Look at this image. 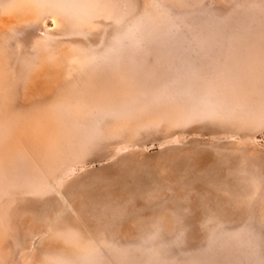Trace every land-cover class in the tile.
Masks as SVG:
<instances>
[{
    "label": "rangeland",
    "instance_id": "1",
    "mask_svg": "<svg viewBox=\"0 0 264 264\" xmlns=\"http://www.w3.org/2000/svg\"><path fill=\"white\" fill-rule=\"evenodd\" d=\"M0 64V264H264V0H0Z\"/></svg>",
    "mask_w": 264,
    "mask_h": 264
},
{
    "label": "bare ground",
    "instance_id": "2",
    "mask_svg": "<svg viewBox=\"0 0 264 264\" xmlns=\"http://www.w3.org/2000/svg\"><path fill=\"white\" fill-rule=\"evenodd\" d=\"M14 8H16V6ZM16 15L21 16L22 14L16 13ZM1 66L2 64H0V68ZM92 80H93L92 78L87 77L83 80V82L87 83ZM18 82H20V79ZM79 86L80 85H79L78 79H74V80L68 79L67 80L64 78L62 69H50L49 66L47 65V67H43V68L40 67L38 72L34 74L33 77H30V78L28 77L23 82L21 80L20 85H18V88L15 84V86L13 87L15 91V94L13 97L16 98L20 96V98H25V97L32 98V99L34 98V101H35L34 103L33 102L31 103L22 102L18 104L19 106H23V107H27L30 105L32 106L38 105L44 109L50 108V107H56V108L61 109V108L72 106V107H75V109L77 107L78 109H80L78 111L83 113L86 109L83 107L90 105L89 102L83 101L85 97L84 92L90 91L89 88L91 86L87 89L86 88L82 89ZM91 91L94 92V89H92ZM12 107H15V105L12 104ZM4 122H6L11 127L15 125L14 117L12 118L10 116H6L4 119ZM25 131L29 134L28 129H25ZM45 131H46V127L44 128L43 135L39 136V138L36 139L35 146H36L37 152L43 151V149L45 148V144H46L45 142H51L52 140L55 139L54 133L50 131L45 133ZM20 137H23V136L21 135ZM24 145L26 144H24V142L20 140L18 141L17 147L24 146ZM18 150H20V147ZM97 210L99 214L102 212L100 209H97ZM30 211H31L30 216L32 218H33V215H36V214L38 215V212L36 211V209L32 208ZM22 220L23 218L18 217L16 224H19L20 221ZM32 221L33 219L31 220V222ZM23 223H27V222H23ZM76 241H80V239L79 240L77 239Z\"/></svg>",
    "mask_w": 264,
    "mask_h": 264
}]
</instances>
